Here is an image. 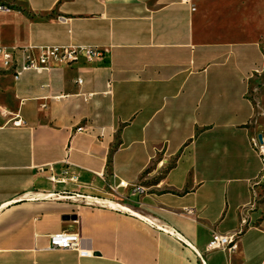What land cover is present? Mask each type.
Masks as SVG:
<instances>
[{
	"label": "crops",
	"instance_id": "obj_1",
	"mask_svg": "<svg viewBox=\"0 0 264 264\" xmlns=\"http://www.w3.org/2000/svg\"><path fill=\"white\" fill-rule=\"evenodd\" d=\"M211 2L0 0V47L107 52L0 70V264H264V34Z\"/></svg>",
	"mask_w": 264,
	"mask_h": 264
},
{
	"label": "built area",
	"instance_id": "obj_2",
	"mask_svg": "<svg viewBox=\"0 0 264 264\" xmlns=\"http://www.w3.org/2000/svg\"><path fill=\"white\" fill-rule=\"evenodd\" d=\"M7 11V8L0 7V12ZM107 52L105 50L88 47V46H52V47H16L5 48L0 47V70L11 73L15 82H19L22 76L26 73L42 74L44 72H51L53 66L56 64H66L68 66L76 63L80 58H84L86 62L94 60H102L105 58ZM82 80L78 79V84H82ZM15 127H21L23 122L19 118H14L8 122ZM84 131L79 128L77 132ZM68 163V162H66ZM69 175V171L63 172L62 180L51 177L54 183H65V178ZM77 180V178H73ZM119 189L130 190L133 195L141 194L144 189L137 186H129L128 183L120 181L118 183ZM176 235V234H175ZM179 241L182 237L176 235ZM81 240L78 235L74 233H59L52 235L49 239V249L52 250H71L79 249ZM237 250L236 237L214 235L207 246V252L224 251L229 254H234ZM81 256L90 255L87 252L79 251Z\"/></svg>",
	"mask_w": 264,
	"mask_h": 264
},
{
	"label": "rangeland",
	"instance_id": "obj_3",
	"mask_svg": "<svg viewBox=\"0 0 264 264\" xmlns=\"http://www.w3.org/2000/svg\"><path fill=\"white\" fill-rule=\"evenodd\" d=\"M199 2L201 3V1ZM211 5L215 8L214 11L217 12V14L218 11L221 15L227 14V19H229L228 14L233 12L230 6L235 5V9L242 6L241 17L243 19L257 17L258 23L256 26H258V31L260 34H264V0H212ZM220 14L217 16L219 20L222 21Z\"/></svg>",
	"mask_w": 264,
	"mask_h": 264
},
{
	"label": "water",
	"instance_id": "obj_4",
	"mask_svg": "<svg viewBox=\"0 0 264 264\" xmlns=\"http://www.w3.org/2000/svg\"><path fill=\"white\" fill-rule=\"evenodd\" d=\"M261 139V138H260Z\"/></svg>",
	"mask_w": 264,
	"mask_h": 264
}]
</instances>
